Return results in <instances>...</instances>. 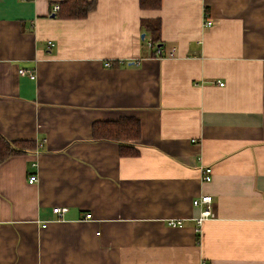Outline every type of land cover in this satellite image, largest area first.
Wrapping results in <instances>:
<instances>
[{"label": "crops", "instance_id": "obj_1", "mask_svg": "<svg viewBox=\"0 0 264 264\" xmlns=\"http://www.w3.org/2000/svg\"><path fill=\"white\" fill-rule=\"evenodd\" d=\"M58 1L0 0V133L37 144L0 161V264H264V0ZM124 117L134 157L93 138Z\"/></svg>", "mask_w": 264, "mask_h": 264}, {"label": "trees", "instance_id": "obj_2", "mask_svg": "<svg viewBox=\"0 0 264 264\" xmlns=\"http://www.w3.org/2000/svg\"><path fill=\"white\" fill-rule=\"evenodd\" d=\"M59 9L56 12L62 18H83L95 8L96 0H59ZM142 8L159 9L162 0H140ZM152 42L160 40V21L152 24ZM141 137V122L137 117H124L118 120L96 121L93 124L94 140H111L120 143V154L122 157H134L139 150L134 143ZM35 141L7 140L0 133V161L12 155L24 153L27 150L36 148Z\"/></svg>", "mask_w": 264, "mask_h": 264}, {"label": "built area", "instance_id": "obj_3", "mask_svg": "<svg viewBox=\"0 0 264 264\" xmlns=\"http://www.w3.org/2000/svg\"><path fill=\"white\" fill-rule=\"evenodd\" d=\"M54 8V11H58L59 9V4H55L53 6ZM205 21H204V24L209 27V26H212L213 24V20L210 18V16L206 13L205 14V17H204ZM49 44L52 45L53 42L52 41H49ZM150 45H154L153 43H149ZM155 46V55L157 57H161L163 56L164 52H163V49L161 48V46ZM107 66H111V62L108 61L106 63ZM19 72L21 74H28L30 75L32 78H35V73L32 71V70H28V69H25V68H22L19 70ZM220 85H224L223 82H219ZM212 174H213V169L211 166H207V165H204L202 168H201V177H202V180L204 182H210L212 180ZM38 180V175L37 174H30L29 176V183H34L35 181ZM213 203H214V199H213V196L210 195V194H203V195H200L199 197H196L194 200H193V205L196 206V207H199L200 208V213L199 215L195 218V222H196V225H197V230L198 232L200 231V228L202 226V224L204 223L205 220H207L208 218L214 216V212H213ZM68 207H62V206H56L53 208V212L56 213L58 215V218L59 219H62V216L64 213H66L68 211ZM92 218V213L88 212L85 214L83 220H89ZM168 224L171 225V226H181L183 225V220H174V219H171L168 221ZM43 226H46V223L43 224Z\"/></svg>", "mask_w": 264, "mask_h": 264}]
</instances>
